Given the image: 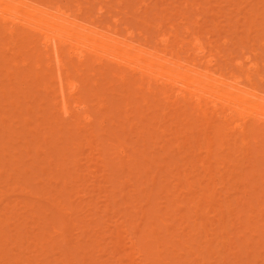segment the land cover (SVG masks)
<instances>
[{"label": "rangeland", "instance_id": "1", "mask_svg": "<svg viewBox=\"0 0 264 264\" xmlns=\"http://www.w3.org/2000/svg\"><path fill=\"white\" fill-rule=\"evenodd\" d=\"M39 1H42L43 4H47V1L59 2L63 6H68L67 8L72 12L78 5H81V17L86 18L84 20L89 18L88 20H94L103 26L111 25L115 19L119 20L118 28L122 34L127 31L125 29L130 28L138 34L135 41L142 42L143 38H148L149 46L152 48L159 47V44H156L159 34L170 36L171 41L174 40V35H169L168 22L164 23L161 30L155 28V23L151 29L149 28L150 30L144 23H140L145 19L144 16L149 14L150 9H152L153 16L154 14H157L156 17L166 15L174 24L180 23V12H183L184 9L187 11V8L182 7L186 0ZM197 1L203 5L201 7L203 9L188 7V10L196 11L195 17H198L199 12L210 13L213 17L208 14L203 21L206 23L210 18L212 19V23L207 22L208 28H211L214 25L213 21L220 16L214 13L223 12L224 16H220L221 18L217 20L222 24L220 26H223V29L220 28L222 30L221 33H218L220 36L215 39L222 41V37L228 38V44L221 48L225 55L230 54L233 59L237 60L242 58V52L249 51L251 45L257 44L256 47H258L260 34L264 35L262 32L264 26L258 22L261 19L264 22V14H261L264 13L262 1H258L259 6L260 3L262 5L261 7H257L258 3L254 0H226L228 4L225 0H209L208 3L206 0H193L194 4L192 2L188 6H196ZM218 1H224V3H218ZM231 1L234 2L231 3ZM241 1L243 2L241 3ZM245 1L247 3L250 1V4H246ZM237 2L239 8L244 4L248 5L245 10L244 7L242 9L247 15L251 14L249 8L256 10L251 15H254V21L256 19L262 27L249 34V38L251 35L255 36L256 32L258 34L253 38L251 36L252 40L249 41V45L241 44L236 37L247 38L248 34H244V29L254 22L244 23L243 20V22L239 20V13H235V10L238 9ZM206 3L209 6L205 5ZM235 4L237 5L236 9ZM192 7L194 8V6ZM259 8H262L261 13ZM229 11L232 12L229 13ZM143 13H145L144 16H142ZM242 13L240 12L241 19L246 15L242 16ZM259 13L261 15L257 16ZM202 14L199 15L204 19ZM228 14L231 15L230 18L233 19L232 16H234V19L239 21L235 23L234 19H231L234 23H230ZM149 16L153 17L151 12ZM191 17H193V13ZM248 19L251 20L249 16ZM191 20H194V17ZM215 23L217 24L216 21ZM140 24H144L147 28ZM220 26L218 23V27ZM8 27L7 25L2 29L0 26L2 30H0V222H2L0 223V235H6V237L3 236L6 238L4 241L0 236V264H118V258L119 260L123 259L121 261L124 262H120L124 264H151L156 262L158 256L163 259L162 264H230L231 262L264 264V234H262L264 232V228H262L264 226V180H259V175L264 174V165L260 160H255L259 159V156L252 157L254 156L252 150H255L257 145L250 142L248 148L251 149L242 150L245 158L242 153L239 154V151H236L231 155L232 164L228 161L226 169L220 167L218 162L226 155L227 151L224 153L216 151L217 145L213 147L211 154L201 149L204 147L202 144L206 141V137L200 133L198 124L189 121L188 114L190 112L186 110L188 105L184 99L179 98L176 103H173L176 99L171 98L165 107L166 110L159 103L155 104V107H145L143 106V94L138 93L135 87L129 88L130 85H123L119 81L117 76L119 72L130 74L125 69L117 70L114 63L102 60L96 62L95 58L89 56L85 57L83 62H79L73 57L69 59V49L66 47L62 48L66 71L69 72L68 74L73 80H77L75 78L76 71H80L83 78L79 80L78 93L73 98L83 96L88 113L94 119L91 124L84 125L79 116H75L73 119L63 118L58 111V106H54L57 92L52 78L55 71L52 72L51 66L50 71L47 69L49 66L44 53L42 54L44 46H42L41 39L28 28L15 27V36H17L15 41L9 36ZM25 37L26 39H24ZM178 39L187 42L189 35L185 34L181 28ZM220 41L218 45H220ZM22 51L26 53L24 56ZM262 51L264 49L260 52L264 57ZM32 55H35V58L30 59L33 57ZM20 61L27 64L29 61V64L26 65ZM224 61L226 62V57L222 59V62ZM36 74L47 77V85L51 87L46 86L42 77L36 80ZM94 74L96 75L94 76ZM87 79L86 87L84 80ZM94 84L96 86L99 84V86L96 88ZM46 88L48 89L46 90ZM66 89L68 91V87L64 86V94H67ZM98 91L100 95L97 93ZM74 99L68 101L69 109H72ZM99 99L103 101L104 108L102 110H98L99 108L96 107L99 106ZM127 102L129 105L126 106ZM155 108L160 109L161 112ZM162 112L167 115L164 116ZM175 132L179 133L175 134ZM86 136L90 138V145H87L84 139ZM194 140L199 143H195ZM76 141L83 143V147L79 151H75L73 142L76 143ZM118 145H122L125 149L124 159L118 158L119 155L114 149ZM259 147L261 148L262 145ZM71 153L75 154L71 156ZM120 159L123 161L121 162ZM50 161L52 162L50 163ZM76 161L79 167L74 168ZM204 161L205 168H209V171L200 167V162ZM120 164L126 165V170L120 171L124 168ZM254 165L260 171L259 175L256 173L258 176L252 179L254 181H249V183L239 181L241 175L252 172ZM129 170L131 171L129 172ZM153 173L157 175L156 177L154 175L155 179L151 181ZM61 174H65L67 177L64 178V175L61 177ZM176 174H179L180 180ZM213 175H215L216 182L222 176L230 178V184L226 185L227 187L225 186L224 189L218 184L215 185L216 183L214 187L218 188L215 189L216 191H219L217 199H220L218 205L220 204L219 207L221 206L223 209L221 212L226 213V215L224 214L225 218L235 226L230 231L229 238L233 237L236 244L231 245L233 248L231 246L225 250L224 248H212L210 253H205V240L197 234V231L192 232V225L187 219L191 212L186 210L184 205L185 200L191 198L190 196L195 195L196 192H187L188 187L185 185L187 182L195 183L199 180L202 186H206L207 179ZM178 184L180 186H178L177 199L180 198L178 199L180 209L175 212V206L174 209L169 207L167 193H164L163 190L168 188L173 191ZM226 188L227 190L228 188L232 189L229 191V200L231 201L243 199L245 195H247L246 199L255 198L251 203L253 204L252 209H254L252 219L255 221V225L261 228L259 227L258 233H254L255 237L250 241L249 248H243L242 244L240 248L235 237V233L239 231L237 228L242 223L235 217L237 210L234 209L235 211L230 215L225 211L223 201L226 196L224 192H227ZM61 191L62 193H60ZM247 191L252 192L249 194ZM149 193L151 194L150 198L148 197ZM145 197L148 198L144 199ZM151 199H153L152 202ZM59 201L62 207L65 206L62 211L59 207L55 210V205ZM243 201L246 200H242L241 203ZM32 204L36 205L33 211L30 207ZM106 206L108 208L104 211ZM156 209H161V211L157 212ZM166 210L174 211H170L169 216H166L164 215ZM58 211L60 215L56 214ZM212 211L214 212L210 213L209 217H212V226L217 230L216 219L218 216L215 213L218 211L215 212V208ZM215 215L217 217H214ZM59 216L64 218L65 224H67L65 227L57 220ZM199 219L198 222H201L202 218ZM25 223L27 224L25 225ZM167 224L169 226L164 230L163 227ZM20 226L21 231L19 230ZM17 227L19 233L16 231ZM24 227L27 228V231L22 234ZM57 230L64 233V241L63 237H54V232ZM251 234L248 233L246 237ZM36 236L39 242H34L33 238ZM117 236L120 240L119 246H116V242L119 241L115 240L118 239ZM51 237H54L53 244ZM36 243L41 244H37V246ZM115 251L118 254H115ZM129 254L131 255L128 258L126 255Z\"/></svg>", "mask_w": 264, "mask_h": 264}, {"label": "bare ground", "instance_id": "2", "mask_svg": "<svg viewBox=\"0 0 264 264\" xmlns=\"http://www.w3.org/2000/svg\"><path fill=\"white\" fill-rule=\"evenodd\" d=\"M206 1H207V3L209 2V0H206ZM254 1H256L258 3L259 0H254ZM192 2H193V0H186L185 4L183 3L182 7L187 8V11H186V9H184L183 12L182 11L180 12V23H178V24H174L171 21V19L168 18L166 15H160L159 17H156L157 14H154V16H153L152 11H151L152 9H150V11L148 12L149 14L151 12V16H153L152 18L149 16L148 13H147L148 14L147 16H144L145 13H143L142 16H144L145 19H143V21H140V20L139 21H140V23L141 22L144 23L148 27V30L151 29V27L154 23H155V28H157L158 30H161L164 26V23L168 22L167 25H169V29H170L169 35H174V40L171 41L170 36H166L165 34H159L158 39L156 40V44H159L158 48L150 47L149 43H148V38H143L142 42L135 41V37L138 34H136L130 28L125 29V31L126 30L127 31L124 34H122L120 32V29L118 28V26L120 25L119 20L115 19V21L112 22L111 25L109 24V25L103 26V25L97 24V22L94 20H92V21L88 20L89 18L87 20H84L86 18L81 17V15H82V13H81L82 10L80 8L81 5L80 6L78 5L79 7L77 6L75 11L72 12V11H70L69 8H67L68 6L67 7L63 6L59 2H55V1H50V2L47 1V4H43L42 1H39V0H0V26L2 29H3V27H7V25L9 26L7 29L8 34L12 39L14 38L13 40H15V38L17 37V36H15L16 35L15 29H14L15 27H22V28L24 27L26 29L28 28L33 34H35L36 36H39V38L41 39V41L43 43L42 46H44V49H43L44 52H42V54L44 53L45 58H46V62H48V66H49L48 67L46 65L48 67L47 69L50 71L49 68L52 67L53 68L52 72L55 71L53 73L54 79L52 78L54 85H55L56 92H57V95L55 97L56 101L54 103V106L55 107L58 106V109H59L58 111L61 114V117L73 119L75 116H79L81 121H82V124H84V125L91 124L93 122V119H94L88 113V110L85 106L86 104L83 102L84 97L82 96V97H76L75 99L73 98L78 93V88H79L78 82H79V80H81L82 76H81V73L78 69L79 67L77 68L79 72L76 71V77H75L78 81L75 79H74L75 81L73 79H71L70 75L68 74L69 72L66 71L65 61L63 60V57H62L64 54L62 48L66 47L69 49V53H68L69 59H72V57H73L74 59L76 58L75 60H78L79 62H83V59H85V57L89 56V57L95 58L96 62L101 61V60L102 61H110L116 65L117 70H119L120 68L125 69L130 74H124V73L121 74L122 72H119V75H117L115 73H114V75H117L119 77V81L121 83H123V85H128V86L130 85L129 88L135 87L136 91L138 93L143 94V97L142 96L141 97L144 98L143 106H145V107H148V108L155 107V104L158 105V103H159V105L165 109V107H167L168 103L170 102L171 98L176 99L175 101H173V103H176L177 99H179V98L184 99V101L188 105L186 107L187 108L186 110H188L190 112L188 114L189 115L188 118L190 119L189 121L194 122V124H198L197 127L198 126L200 127V128L198 127L200 129V133H202V135L204 137H206V141L202 144V146H204V147H201V149L203 151H205L206 153L211 154L213 152V147L215 145H217L216 151H220L223 153L227 151L226 155H224L219 160L220 162H218L220 167H224L226 169L225 166H226L228 161L230 162V164H232L231 163L232 153L239 151L238 153L239 154L242 153V155H243L242 150H245L246 148L248 150H250L251 148H248V145L250 144V142H253L255 145L258 146L257 148H255V150H252L254 156H252V155L251 156L255 157V158L259 156V159H255V160H260V162H262V165H264V57H262V54L260 53L261 50L264 49V35L260 34V37H259L260 40H259V42L257 41L259 43L258 47H256L257 44L251 45V48L249 49V51L247 53L242 52V55H243L242 58L235 60L232 58V56L230 54L225 55L223 53V49H221L222 47L226 46V44H228V42H229L228 38L222 37L221 38L222 41L219 40L220 45H218L219 41L215 39V38H219V36H220V34H218V33H221V31H222V30H220V28L222 27V29H223V26H220L222 24H220V22L217 21L219 18H221L220 16H224L223 12H221L220 14H217V12L214 13L215 15H220V16L218 17V19L213 21L214 25H212L211 28H208L209 25H207V22L212 23V19L210 18V20L207 21L206 23L203 21H205V17H207L208 14H210V13L205 12V14H202L199 12V14H202V17L204 16V19H202L201 15H199V14H197L198 17L196 16L197 19H195L196 18L195 13H197V12L196 11L193 12V10H190V9H195V8H197L198 10H199V8L203 9V8H201V7H203V5H201V3L197 1L198 3H200L199 4L200 6L198 5V3L197 4L195 3L196 6L192 5V6H194V8L192 6L191 7L188 6L189 3L191 4ZM220 2L218 1V3H220ZM225 2H226V0H225ZM232 2H234V1H231V3ZM238 2H237V5H238ZM242 2L243 1H241V3ZM245 2H246V4H250L249 3L250 1H248V3H247V1H245ZM259 2L264 3V0H260ZM119 3H121V2H119ZM203 3H204V1H203ZM207 3L205 5L209 6ZM218 3H217V5H218ZM221 3L223 4L224 1ZM235 3H236V1H235ZM261 3H260V6H259V3H258V6L256 4L255 5L257 7H261L262 5H264V4L261 5ZM192 4H194V2ZM213 4H215V3H213ZM222 4L221 5L219 4V5L222 6ZM246 4H244V6H241L240 8H239V5L237 7V5L235 4V9H236V7L238 9L235 10L233 7H232V9L235 10V13H237V14L239 13V16H240L239 20H241V21L243 20L244 23L245 22L249 23L250 21L254 22V24L251 23V25L247 26L245 29L243 27L244 34H246V33L248 34V35L246 34L247 38H245V39L239 38L241 36L236 37L237 40L239 39V42L241 44L245 43V44L249 45V41L252 40L251 36H252V38L254 36V35H251L249 38L248 37L249 34H252L255 31H258L257 28H262L261 25L264 26V22H262V19H261V21H258L260 24L262 23L260 25L256 21V19L254 21V15H251V14L255 13L256 10H252L251 8H249L248 10H249V13L251 12V14L247 15V13H244V11L242 9L244 7V10H245V7L248 6V5L246 6ZM119 5H121V4H119ZM210 5H211V3H210ZM212 6H215V5H212ZM220 6H218V7H220ZM188 7L190 8L189 9L190 12L188 10ZM262 8H264V6H262ZM262 8H259L260 13H261ZM207 9H209V8L207 7ZM145 10H147V9H145ZM99 11H101V10H99ZM185 11L188 12L190 15L188 16V13H186ZM209 11H211V9H209ZM223 11H224V9H223ZM236 11H238V12H236ZM191 12L193 13L194 20H191V18H193V17H191V15H192ZM230 12H232V11H229V13ZM240 12L241 13L243 12L242 16H244L246 14L245 18L242 17L243 19H241ZM141 13H142V11H141ZM260 13L257 16L264 14V13H261V14ZM228 15L230 18L231 15L230 14H228ZM250 15H251V17H250ZM248 16H249V18H251V20L248 19ZM232 17L234 19V16H232ZM140 19H141V17H140ZM150 19H151V21H150ZM231 19L232 18L229 19L230 23H234V22L237 23L239 21L238 19L235 18L234 20L232 19L234 21L233 22V21H231ZM247 20H249V21H247ZM258 20H260V19H258ZM215 21L217 22V24L215 23ZM218 23H219L220 27H218ZM144 24H140V25L144 26ZM242 25H244V24L242 23ZM146 26H144V27H146ZM229 26L230 25L228 24V27ZM235 26H237V25H235ZM1 28H0V30H1ZM181 28L185 34L189 35V40L187 42H185L184 40L178 39L179 31ZM246 30H248V31L246 32ZM262 32H264V31H262ZM256 33H255V36H258V34H256ZM244 34H243V36L246 37V35H244ZM24 39H26V37ZM257 39H258V37H257ZM24 44H26V43H24ZM24 47H26V46H24ZM4 49H5V47H4ZM21 53H23V51ZM262 53H264V51H262ZM19 54H20V52H19ZM24 54H26V53H23L22 55L24 56ZM27 54H28V52H27ZM259 56H261V57H259ZM225 57H226V62L225 61L222 62V59H224ZM18 58H19V56H18ZM31 58H35V55L33 57H30V59ZM24 59H25V57H24ZM22 60H23V58H22ZM24 61H20V62H23L26 65H28L30 60L28 61V64ZM93 62H95V61H93ZM85 63H86V61H85ZM25 64L23 65L24 67H25ZM31 64H33V63H31ZM88 64H90V63H88ZM92 64L93 63L91 62V66H92ZM16 66H15V68H16ZM23 66H22V68H23ZM70 66H71V63L69 65V67ZM74 70H76V69H74ZM44 74H46V73H44ZM48 75H49V73H48ZM95 75L96 74H94V76ZM112 76H113V74H112ZM41 77H42V80L46 82L47 77L41 76L40 74H36V76H35L36 80L41 79ZM48 79H50V78H48ZM84 82H86L85 84L87 87L88 79L86 81L84 80ZM45 84H46V86H48L47 82ZM96 84H97V82H96ZM80 85H81V83H80ZM64 86L68 87V91L66 89L67 94L65 93L66 96L64 94ZM90 86H92V85L90 84ZM98 86H99V84H98ZM98 86H96V88ZM48 87H51V86H48ZM80 88H81V86H80ZM47 89L48 88H46V90ZM84 92H85V90H84ZM97 93L99 94L100 92L98 91ZM130 93H132V92H130ZM130 96H131V94H130ZM130 96L127 95V97H130ZM160 97H161V99H160ZM71 99H74V103L71 107L72 109H69L68 101ZM98 101H100V99ZM127 104H128V102L126 103V106H127ZM98 105L99 106H96L97 108H99L98 110H102L104 108L102 100L99 102ZM139 108H142V107H139ZM156 110H158V108ZM165 110H163V111H165ZM158 111L161 112L160 109ZM138 112L140 113V110H138ZM165 115H167V114L165 113L164 116ZM156 116H158V115H156ZM77 129H78V126H77ZM176 133H179V132H175V134ZM177 137H178V135H177ZM75 139H77V138H75ZM84 139H85L87 145L91 144L90 138H88L86 136V138L84 137ZM177 140H179V138H177ZM72 141H75V140H72ZM194 142L199 143V141H196V140H194ZM76 143H77V141H76ZM76 143L73 142V144L75 145V149H76L75 151H79L83 147L82 146L83 143H81V141H79L77 144ZM259 145H262V147L260 148ZM67 146H68V144H67ZM115 147L116 148H114V149H116V151L119 155L118 158L120 157V158L124 159L123 157H125V155H124L125 149L123 148V146L118 145V147L117 146H115ZM240 151H242V152H240ZM73 154H75V153H73ZM73 154L71 153V156ZM54 156H55V154H54ZM244 158H245V156H244ZM67 159H68V156H67ZM99 159H101V158H99ZM122 159H120L121 162L123 161ZM241 160H243V158H241ZM71 161H74V160H71ZM51 162L52 161H50V163ZM103 162H104V160H103ZM244 162H246V161H244ZM48 163H49V161H48ZM200 163H201V165H200L201 168H204V170L209 171V168H205V161L200 162ZM251 163H253V162H251ZM75 164L76 165L74 168L79 167L77 164V161ZM244 164H246V163H244ZM247 164H248V162H247ZM65 166H66V164H65ZM125 166L121 165V167H124V168L121 169L120 171L126 170ZM63 167H64V165H63ZM63 167H62V169H63ZM139 168H140V166H139ZM252 168H253L251 170L252 172L245 174V175H241L239 178V181L241 180V182H247V183H249V181L253 182L254 180H252V179H254L255 176H258L260 171L258 170V167L255 165ZM227 169H228V167H227ZM130 171L131 170H129V172ZM155 172H157V171H155ZM61 173H63V172H61ZM137 173H139V172H137ZM256 173H258V175ZM104 174H103V176H104ZM144 174L146 175V173H144ZM154 175H155V173H153V175L151 177V181H154L157 174L155 175V177H153ZM176 175H178V180H180L179 174H176ZM62 176L64 178L67 177V175H65V174H61V177ZM259 176H260L259 180H264V174H261ZM61 177H60V179H61ZM207 180H208V182H207L206 186H202V184L200 183L199 180L196 181L195 183L187 182V185H185L186 187H188L187 192H191V193L196 192V194L195 195L192 194V196H195V197L190 196L191 198L185 200L184 205H185V209L190 210V212H191L190 216L189 215L187 216V219L192 225V227H191V229L193 228L192 232L197 231V234L205 240V243H206L205 246L206 247L204 248L205 249L204 252L210 253L211 250H213L214 248H224V250H225V248H229L232 244L233 245L236 244V242L234 243L235 240L233 239V237L229 238L230 231L233 230L235 226L233 225L232 222L228 221L225 218L226 216H224V214L226 215V213L221 212L223 209H221V206L219 207L220 204L218 205V202L220 199H217V196H218L217 192H219V191H216L218 188L216 189L214 187V184L216 183L215 185L218 184L219 186H222L224 189V187L226 185L230 184L229 183L230 178L222 176L220 178V180L218 179L217 180L218 182H216L215 175H213V176L209 177ZM256 181L258 182V180H256ZM211 185H212V187H211ZM178 186H180V184L176 185V187H174L175 190H173V191H170L168 188H165L163 190L164 193H167L166 195H167V197L169 199V203H170L169 207L171 209L172 208L174 209V206H175V212H177L180 209V201L178 203V199H180V198L177 199V197H178V195H177ZM231 190H232L231 188H228V190L226 188L227 192L226 193L224 192V195H226V196H224L225 198L223 201L225 211L227 212L228 215H230L233 213V211H235L234 209L237 210L235 217L238 220H241L242 223L237 228V231L238 230L239 231H238V233H235V237H236L238 243L240 244V248L242 245H243L242 246L243 248H249L250 241H252V239H254V237H255L254 233L255 232L258 233V231H260L259 230L260 226H256L255 221H253V219H252V217H254L252 215V213H253L252 211L254 209H252L253 204H251V203H253L252 201H254L255 198L246 199L247 195H245L244 197L242 196L243 199H237L236 200L234 198L235 200L231 201V200H229L230 199L229 191H231ZM251 192L252 191H250V193ZM60 193H62V191ZM150 193L148 196L149 198L151 197ZM248 193L245 192V194H248ZM197 194H198V196H197ZM242 195H243V193H242ZM227 196H229V197H227ZM248 196H250V195H248ZM148 197H145L144 199H146ZM37 199H39V198H37ZM152 200L153 199H151V202H152ZM242 200H246V201H243V203H241ZM52 201L54 202V200H52ZM64 202H65V200H64ZM32 205L30 207H31V210L33 211L34 206H36V205H33V206ZM55 207H54L55 210H57L59 207L62 211V210H64L65 206L62 207L61 203L59 201L57 203V205H55ZM107 208H108V206H106L104 211H106ZM214 208H215V212L218 211V213H215L218 216V218L216 219L217 220L216 221L217 222L216 228H218L217 230H219L218 233H215V231H217V230H215L212 226L213 225V222L211 221L212 217H209V214L210 213L212 214L214 212V211H212V209H214ZM247 208H249V210H247ZM25 209H26V207H25ZM60 209H59V211H60ZM32 211H30V212H32ZM59 211L56 212V214L60 215ZM156 211L160 212L161 209H156ZM170 211H174V210H169V211L166 210L164 212V215L169 216ZM216 215L214 217H217ZM199 218H202L201 222H198V220H200ZM57 220L64 227L67 225V224H65L64 218L62 216H59L57 218ZM0 223H2V222H0ZM27 223H28V221H27ZM27 223H25V225ZM168 226H169V224L164 225V227H163L164 230L166 228H168ZM25 227L23 228L22 234H25L27 231V228H25ZM262 228H264V226H262ZM16 229H17L16 231H18V227ZM19 230L20 231L22 230L21 226H20ZM60 231H58V230L55 231L54 237H57V236L63 237V241H64L65 235L62 231H61V233H59ZM18 233H19V231H18ZM248 233L249 234L252 233V234H251V236L249 235V237H246ZM262 234H264V232H262ZM262 234H259V235L261 236ZM0 236L6 237V235H0ZM37 236H39V235H37ZM37 236L33 238L34 242H39V239L37 238ZM118 236H119V234H118ZM54 237H51V239H52L51 243L52 244H53ZM245 238H248L249 240H247ZM4 239H6V238L3 237L2 240L4 241ZM115 240L116 241L119 240V237H118V239H115ZM130 242H131V240H130ZM37 244L39 245L41 243H36V245ZM119 244H120V240L116 242V246H119ZM133 244L134 243L132 242V245ZM66 247H67V245H66ZM231 247L233 248V246H231ZM145 248H147V247H145ZM148 248H149V246H148ZM116 252L117 251H115V254H118ZM139 252L141 253V251H139ZM140 253H138V254H140ZM247 254H250V252H247ZM130 255L131 254L126 255V256L128 257ZM121 260H123V259L119 260V258H118V264H120L121 262H124ZM162 260L163 259L160 256H158L156 262L151 263V264H157V263L162 264ZM121 264H124V263H121ZM230 264H239V263L231 262Z\"/></svg>", "mask_w": 264, "mask_h": 264}]
</instances>
